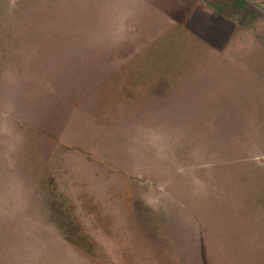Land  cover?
Here are the masks:
<instances>
[{
	"label": "rangeland",
	"instance_id": "374dc122",
	"mask_svg": "<svg viewBox=\"0 0 264 264\" xmlns=\"http://www.w3.org/2000/svg\"><path fill=\"white\" fill-rule=\"evenodd\" d=\"M128 9L0 0V264H98L89 238L106 216L46 165L65 143L62 125L67 142L115 161L101 165L118 175L123 222L160 235L177 264H264L263 83L226 58L233 52L171 20L155 35L156 17ZM96 79L108 81L97 124L86 102ZM43 105L56 130L34 117ZM64 149L69 166L89 170L80 150Z\"/></svg>",
	"mask_w": 264,
	"mask_h": 264
},
{
	"label": "flooded vegetation",
	"instance_id": "af4514ba",
	"mask_svg": "<svg viewBox=\"0 0 264 264\" xmlns=\"http://www.w3.org/2000/svg\"><path fill=\"white\" fill-rule=\"evenodd\" d=\"M134 20H137V18ZM163 20L164 19L162 18L156 17L154 23H152V21L149 22L151 26L150 30L155 29V35H162L163 32H166L165 30H167V23L163 26L160 25L162 24L161 21ZM171 30L174 31L175 29L172 27ZM189 33L190 35H193L191 31ZM204 39L205 38L202 37V40L205 42ZM189 45L190 43H188V46ZM87 71L88 70L86 69V73ZM83 74L79 73V75H70V77L68 78H56V80L53 79V82H55H52V84L55 85V87H58V84L59 86L63 87L64 85L69 84L72 80H75V82L79 81L78 79L82 78ZM56 81L60 82L58 83ZM102 82L105 84V82L108 81H100L99 79L93 80V87L92 90H90L93 91V93H88L89 99L86 100L87 107L89 108V110L91 111V115L93 116L91 117L92 122L95 123L99 115L95 107L98 103L96 102V99H98L96 98V96L97 91L101 90V87L104 86ZM54 90H56V88H54ZM101 94H104L102 90ZM61 96L64 97V95H60V97ZM49 111L50 110H48V107L46 105H43L40 110H37L36 115H34V117L39 118L41 116L45 125H48V127L50 125V127H54L53 129L56 130V128L59 126H56V124L51 125L46 122V115ZM39 122L37 123L40 124ZM55 136L58 139H62L65 143L63 145L54 143V145L51 146L53 148L51 154H49L48 160H46V165L50 166V164L53 163L54 166L58 167V170H65V173H63V177H68L69 181L75 182L73 194L78 195L79 191L85 192L88 197H92V201H90L91 204H95L97 208L101 209L102 212L100 216H102L103 218L106 216L105 222L104 220H100L101 222H103L102 224H99L97 222L95 223V225L97 224L96 227L98 226V229L96 231L97 233H99V236L93 237L92 240L94 241L89 238L90 244L94 245V250L92 252H94V258L97 263L177 264L178 257L176 258L177 260H175V255L173 254V251H169L170 247L164 245L165 242H162V238L160 235L150 236L147 234V232L145 234H137L136 232H139V229L135 227V224H127L123 222L121 216L125 213L126 210L124 208H119L116 203L112 202L113 199L117 201V199L122 198L118 197V195L116 196V194H113V186L117 183L115 179L118 178V175L115 176L113 173L108 172L106 168L101 165L104 161L112 164H115V161L110 159V157L104 156L102 154L98 155V153L95 152L93 146H91V143L89 142H67L68 140H66L63 136V125L59 134H55ZM57 147H64L65 149L67 147H73L75 148L74 150L76 152V149L80 150L81 154L78 155L79 158L77 159L83 160L82 164L87 166L89 170L83 171L80 169L77 171L73 169L71 166L68 165L69 162L71 163V157L65 155L67 154V149L65 152L63 151L62 153H59L56 152ZM69 174L72 175V177H69ZM113 179L114 181H112ZM130 210L131 209L129 208V211ZM101 228H107L108 234L104 233L105 230L102 231L103 229ZM170 244L173 248V244Z\"/></svg>",
	"mask_w": 264,
	"mask_h": 264
},
{
	"label": "crops",
	"instance_id": "0c3cea01",
	"mask_svg": "<svg viewBox=\"0 0 264 264\" xmlns=\"http://www.w3.org/2000/svg\"><path fill=\"white\" fill-rule=\"evenodd\" d=\"M123 3L131 5L130 13L174 21L193 35L205 38L213 48L233 52V57L226 54V58H233L241 73L264 86V0H123Z\"/></svg>",
	"mask_w": 264,
	"mask_h": 264
}]
</instances>
